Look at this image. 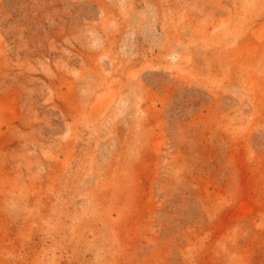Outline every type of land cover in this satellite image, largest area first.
<instances>
[{
    "label": "rangeland",
    "instance_id": "rangeland-1",
    "mask_svg": "<svg viewBox=\"0 0 264 264\" xmlns=\"http://www.w3.org/2000/svg\"><path fill=\"white\" fill-rule=\"evenodd\" d=\"M0 264H264V0H0Z\"/></svg>",
    "mask_w": 264,
    "mask_h": 264
}]
</instances>
